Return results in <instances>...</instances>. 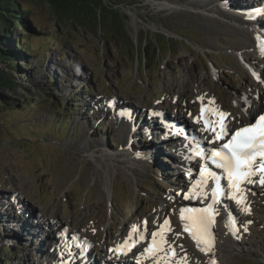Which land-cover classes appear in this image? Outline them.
<instances>
[{"label":"rangeland","instance_id":"rangeland-1","mask_svg":"<svg viewBox=\"0 0 264 264\" xmlns=\"http://www.w3.org/2000/svg\"><path fill=\"white\" fill-rule=\"evenodd\" d=\"M167 1L141 0L137 5L128 2L113 6L129 16L124 24L133 41L137 30L146 32L148 41L151 38L152 46L145 56L141 49L136 53V44L131 45L126 37H107L109 27L102 32L84 23V27L76 24L66 28L54 22L47 5L23 1L29 9L30 24L39 30L33 43L28 44L44 52L24 61L20 55L21 69L29 65V71L20 73L22 78L11 71L15 89L2 92L20 98L24 95L26 104L17 106L16 111H0V196L7 193L6 200L13 202L9 195L18 194L27 208L17 219L31 212L32 217H43V225L32 226V218L28 217L23 220L27 227L22 232L17 220V234L24 236L21 238L6 231L2 236L1 229L9 225L0 221V248L4 245L6 249L10 242L17 241L11 243L20 250L14 256L16 264H43L40 256H46L48 237L42 238V232L52 236L51 229L46 230L44 225L49 221L54 225L55 219L57 225H68L90 237L98 258L104 257L103 244L113 245L133 222L146 219L152 226L165 212L174 222L173 206L168 203V194L173 192L170 188L178 183L173 153H164L166 146L158 145L150 157L135 146L140 142L155 148L152 139L142 135L146 136L149 127L145 112L157 101L159 106H170L188 115L193 108L195 111L198 98L211 99L215 105L234 110L237 119H244L251 107L242 99L259 94L260 100L263 96L260 85H264V53L236 49L242 47L246 36L235 27L240 17L245 21L244 14L235 10L249 1L251 6H264V0L236 1L240 5L235 0ZM228 1V7H224ZM148 8L151 13H147ZM253 16L259 17L251 19L256 28H264V12ZM51 29L57 30L59 44L53 45L55 34ZM19 33L17 28L9 39ZM50 33L52 37L48 38ZM252 72L259 76L254 77ZM70 95V100L75 101L73 111L67 114L68 106L60 108L56 101L64 105ZM112 101L114 106L109 105ZM177 117L178 122L180 114ZM152 120L159 128V120ZM57 121L60 125L65 122L64 133L54 129ZM33 127L39 129L32 132ZM26 137L31 140L27 142ZM102 151L128 157L134 161L132 169L127 171L119 162H100ZM138 162L142 166H137ZM177 176L183 181L182 170L177 171ZM253 196L257 202L254 216L242 220L246 225L244 233L221 240V264H264V192ZM0 209V216L6 210L18 211L17 206L9 208L4 204ZM172 226L170 238L176 239L174 231L178 226ZM35 234L39 239L31 242L27 235L31 239ZM220 235L219 232L218 238ZM197 252L194 251L193 264H204L197 260ZM12 254L15 252L7 253V258Z\"/></svg>","mask_w":264,"mask_h":264},{"label":"trees","instance_id":"trees-1","mask_svg":"<svg viewBox=\"0 0 264 264\" xmlns=\"http://www.w3.org/2000/svg\"><path fill=\"white\" fill-rule=\"evenodd\" d=\"M24 0H0V111L8 112V110H15L16 107L22 104H26L22 97H14L11 95H7L4 92L12 91L15 88L13 87L16 82L15 79L12 78L11 71L18 72L20 78L22 76L20 73L26 74V71H29V65H25L24 68L21 69L20 63L18 62L19 56L22 55L24 60H29L34 55L43 54V49L33 48V44L30 46L28 43H33L35 38V34L39 33V30L30 24V16L29 9H27L23 5ZM41 2L40 4H45L48 7V11L50 15L54 18V22H59L62 26L68 28L70 25H80L79 27H97L100 32L106 31L105 26L109 27V32L106 35L109 38H116L117 36L126 37L131 45H135L136 53L141 52L145 56V52L147 51L146 46L147 43L143 44L142 37H140V33H138L135 41H133L128 32L125 30V22L126 18L124 15L115 9L114 11L107 8L101 0H36ZM111 5H128V2H132V4L137 5L141 0H107ZM158 1V0H156ZM167 1V0H161ZM31 2V0H29ZM169 2V1H167ZM146 8V7H145ZM97 10L100 12L97 14ZM151 9H147V13H151ZM118 12V13H117ZM20 28L21 33H19L13 40L9 39V36L15 33L16 29ZM73 29V27L71 28ZM104 29V30H103ZM121 29V30H119ZM128 29V28H127ZM89 32H93L92 28H87ZM23 31L26 34H23ZM51 31L55 34L54 39L52 38L53 45L59 44V38L57 34V30L51 29ZM127 32V33H126ZM120 34V35H118ZM52 35H48V38H51ZM31 38V39H29ZM56 38V39H55ZM51 40V39H50ZM46 52V51H45ZM145 63V61H143ZM10 71V72H8ZM22 71V72H21ZM30 76V75H29ZM87 87H85V90ZM87 92V91H86ZM19 95V96H20ZM72 95V94H71ZM71 95L67 97L65 103L63 105L61 100H57V104L59 103L60 108H65L68 106L69 108L73 105L72 102L75 99L70 100ZM55 101V100H54ZM47 103L48 100H47ZM29 104V101H27ZM79 106H77L78 108ZM67 109V114H69V110ZM4 118V117H2ZM64 124L61 125L57 123L55 124L54 129L61 130L64 133ZM39 129L38 127H33V131ZM53 129V130H54ZM54 132L57 135L63 136V133ZM26 136V135H24ZM60 136H55L57 138H61ZM31 139L26 137V141L29 142ZM4 240V238H2ZM5 241V240H4ZM6 243V242H5ZM18 246L13 244H8L6 249L5 246L2 245L0 248V264H16V256L20 250ZM15 252V254L10 255L8 258L6 256L7 253ZM28 264V263H26ZM33 264V263H32Z\"/></svg>","mask_w":264,"mask_h":264},{"label":"bare ground","instance_id":"bare-ground-1","mask_svg":"<svg viewBox=\"0 0 264 264\" xmlns=\"http://www.w3.org/2000/svg\"><path fill=\"white\" fill-rule=\"evenodd\" d=\"M162 2H159V3L164 4ZM249 3H250V1L242 4L241 5L242 8L248 9L249 11H251L252 8H253V6L249 5ZM164 5H162L161 7L162 8H166V7H163ZM167 5H170V4L167 3ZM250 13L252 14V11ZM253 15H256V14H253ZM257 16H260V15H257ZM240 18H239V20L236 21L235 27L239 31L242 30L243 35L246 36V37H244L245 38V42H243L242 47H237L236 49L237 50L242 49V48L256 49L258 51V53L260 54L262 52V50H263L264 42L262 40L264 38H261L260 37L259 33L257 32V28L254 25H252V23L249 20L243 19V20H245L243 22ZM243 29H244V31H243ZM262 36H264V33H262ZM258 37H259V41L257 39ZM258 43H260L261 46H258ZM198 101H200L198 103L201 105V108L203 107L205 109V113H204V115L202 117H201V113H199V115H198V117H201L200 123H201L202 127H204V122H205L202 119L203 118H206V120H211L213 122H216V127L218 128V125H219V122H220V119H221L219 113H224V112H222L220 110H211L209 104L206 103V102L214 103V101L211 100V99H209L208 101H204V98H203V100L201 98H198ZM253 112H254L253 109L250 110L248 116L252 115ZM175 117H177V116H175ZM157 119L159 120L158 117H157ZM167 119H169V118H165L164 121H163V123H166L169 127L162 126V124L159 121V123H160L159 129H161V132L163 134H165V135H168V139L169 140L175 139V137H180L181 134H182V132H181L180 129H177L176 132L173 133V134H169L170 130L171 129H176V127L170 126L168 124ZM173 120H175V119H173ZM173 120H170L169 119V121H173ZM185 120H187L186 117H180L179 120H178V123H180V124H182L184 126L185 124H184L183 121H185ZM223 122L226 125H229L230 124V122L227 119H225ZM213 136H214V133L200 131L198 133V136L197 137L196 136H193L191 143L192 142H195V143H199L200 144L201 142H208V140L211 139ZM142 137H144L147 140L152 139L153 138L152 130H147L146 131V136H144V134H143ZM161 143H162L163 146L164 145L166 146V144L164 142H161ZM170 143H171V141H170ZM82 146L83 145H79L78 148H80ZM135 146H138L137 147L138 152H146V153L148 152L149 153L148 155L150 157L153 156L154 150L156 149V147L155 148L148 147L144 143H140V142H136L135 143ZM181 149H183V147H178L177 148V150H181ZM99 156H100V159H99L100 162H105L108 165H114L115 163H118L119 162V163H121V165L124 166V169H126L127 171H130L132 169V167H133L132 165H134V163H133L134 161H132L131 159H128V157H126V156H122L119 153L110 154V153H107L105 151H102ZM136 165L137 166H142V164H139V162ZM259 174L260 173H257L255 175L254 180L259 181V177H258ZM244 185H245V187L248 188V190H253L252 188H254L253 186H251L250 183H247V182ZM226 193L229 194L227 191H226ZM232 202H234V204L236 206L242 208L249 201H248V199L246 197H244L243 198V201L241 203L242 205L236 203V200L235 199H233ZM176 206H177V208H180V205H179V202H178V198H176ZM236 206H235V208H236ZM1 212H2V210L0 209V213ZM20 213H21V211L18 208V211L17 212L12 211L11 213H9V212H6L5 211L0 216V221H3V223L5 222V223H7L9 225V227L7 228L8 231H6L7 233H11V234H15V235L19 236L17 234L19 231L16 228L17 220H18V223L20 225V229H21L22 232L27 227V222L26 221H23V220H26L27 217L26 218L19 217L17 219V216H19ZM143 221L145 223L146 222V219L145 220L143 219ZM143 221L141 220L140 222H138V221L133 222L132 225H131V227L129 229H127L125 233H122L121 234L120 240H118L119 242L117 241L115 243V246L113 247V249L106 251L105 255H106L107 259H117V260H120V261H123V260L127 259V257H129L128 254H130V253H128L129 250H127V254H120V253L114 251L117 248V246L124 245L125 244V241L127 240V243L131 246L130 247L131 252L137 258L148 257L149 255L147 253H145V251H144L145 248H148V249H150L152 251V253L155 254V257H159V261L156 262V264H193L192 262H190L188 260H184L183 258L178 257L179 251L182 250L183 253H185V250H186V248L188 246L190 248H192L193 251H195V249H196L195 245L193 243H191V242H189V245L188 246H186L187 244L181 242L184 238L182 237L181 228L179 226H178V229H176V231H174V232H175V234H177L176 239L179 240L183 245L179 246L178 252H175V254L173 256H169V249L171 247H173V246L171 245L167 249H166V246H168V243H172L174 241H177L174 237L173 238L175 240L174 239H171L170 240V233H172V231L174 230V227L172 225H170L171 228H172V230L170 231L169 234H166V231H168V229H170V226L164 225V220H161V221L159 220L158 221L159 226L157 228L153 229V230H150L151 226L149 224H147V229L150 231L149 232L148 230L146 231V229H143L142 228L141 225L144 224ZM160 223H161V225H160ZM133 226H135V231H133ZM239 226L242 229V231L240 232L242 234L243 233V230L246 228V225H245V223L242 222L241 224H239ZM227 227L232 231V228H230V226L228 225V223H227ZM130 232L132 233V235H131V238L129 239ZM153 232H156L157 233V236L155 237V243L153 242V240H154V238L152 236V233ZM29 233L31 234L30 231H29ZM221 233L222 234L220 236V239L217 240L216 247L212 250V253L213 254H212L211 257L210 256H207L208 253H206L205 251L199 250L197 252V254L199 256V258L197 260L200 263L201 262L204 263V264H213V262H214V264H221L222 263V261H223L222 259L224 257V255H223V249L224 248L221 247V245H220L221 244V240H223V239H229L233 234L226 227H223L222 228ZM234 236L236 238V235H234ZM27 237H28V239L31 242L34 241V240H38L39 239L38 238V235H36V234L33 235L31 237V239H30V236L27 235ZM235 238L233 240L234 242L237 241V240H235ZM26 241H28V240H26ZM153 244H154V247L152 248L151 246ZM66 247H67V249L69 248V246H66ZM73 247L76 248V249H78V247L76 245H74ZM80 249H83L84 250V249H87V248L85 246H83Z\"/></svg>","mask_w":264,"mask_h":264},{"label":"snow or ice","instance_id":"snow-or-ice-1","mask_svg":"<svg viewBox=\"0 0 264 264\" xmlns=\"http://www.w3.org/2000/svg\"><path fill=\"white\" fill-rule=\"evenodd\" d=\"M246 19H253L254 16L251 13H245ZM259 41V37L257 38ZM258 46H261L258 43ZM205 109L201 108V117L203 116ZM221 120L219 122V128L216 127V122L211 120H205L204 127L201 129L202 132L214 133V136L208 140V143H216L222 140L224 137L230 136L231 138L223 144H220L219 147H214L208 149L205 152V159L211 160L218 168H221L227 174L229 185L235 190L236 193L241 192V183L247 181V183H255L256 181L250 179V176H255L257 171L264 173V113L260 114L258 117H254V122L250 123L247 127L240 128L232 133L227 125L223 122L225 113H219ZM201 117L194 118V122H199ZM207 153H210L208 155ZM199 155V152L197 153ZM207 173V176L205 175ZM200 180L197 182L198 185H204L208 178L213 180L216 179L215 174L208 171L207 168L201 164L199 166ZM259 183L264 185V174L260 175ZM219 189L213 188L212 190V199L213 203L216 202V196ZM195 193H190L193 195ZM189 195H186L185 198L188 199ZM234 199L236 197H233ZM243 197L241 196L237 199V203L242 201ZM211 207V205H209ZM247 210V209H245ZM188 211L190 213H199L198 215H192L189 219L192 222L194 231L191 233L193 240L196 241L197 247L201 251H211L212 245L208 242L209 236V220L204 215L207 211L206 209H184L182 210L181 218L183 217V212ZM231 219V218H230ZM169 221L164 220V225H168ZM188 225H185L187 229ZM133 231H135V226H133ZM132 233L129 234V239L131 238ZM154 238L153 242L155 243V237L157 236L156 232L152 233ZM201 244L206 245L205 247H200ZM130 245L125 241L124 245L117 246L114 250L121 254H127V250H130ZM145 252H148L149 249L145 248ZM214 264V262H213Z\"/></svg>","mask_w":264,"mask_h":264},{"label":"water","instance_id":"water-1","mask_svg":"<svg viewBox=\"0 0 264 264\" xmlns=\"http://www.w3.org/2000/svg\"><path fill=\"white\" fill-rule=\"evenodd\" d=\"M102 1V3L107 7V8H109V9H111V10H115L116 8H113V5H108L107 4V0H101ZM118 12H120V13H122V11H120V10H117ZM100 11L99 10H97V14L99 13ZM117 12V13H118ZM123 15H124V17L126 18V19H129V16L128 15H126V14H124V13H122ZM240 15V14H239ZM245 17V16H244ZM136 18H133L132 20H133V23H135V20ZM138 33H140V37H142V41H143V44L144 43H147V46H146V49L147 48H150V45L152 46V42H151V38H150V40L148 41V38H147V33L146 32H143V31H140V30H137L136 32H135V34H136V37H137V35H138ZM154 34H158V33H154ZM160 35V34H159ZM135 37V38H136ZM156 41V40H155ZM155 43H157V42H155Z\"/></svg>","mask_w":264,"mask_h":264}]
</instances>
